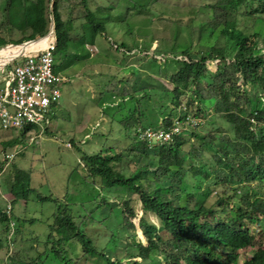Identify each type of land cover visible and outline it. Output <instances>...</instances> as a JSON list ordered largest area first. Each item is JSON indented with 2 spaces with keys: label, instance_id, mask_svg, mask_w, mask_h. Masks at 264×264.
<instances>
[{
  "label": "trees",
  "instance_id": "1",
  "mask_svg": "<svg viewBox=\"0 0 264 264\" xmlns=\"http://www.w3.org/2000/svg\"><path fill=\"white\" fill-rule=\"evenodd\" d=\"M50 2L55 32L54 61L63 69L62 61L66 57H72L71 62L88 59L90 54L85 46L94 45L97 35L106 34L111 15L90 10L87 0H80L85 14L80 24L82 32L76 37L71 35L74 21L61 18L58 0H7V22L18 30H31L13 44H23L48 32L50 19L46 14ZM209 8L210 20L204 28L210 31V36L218 31L225 39L224 46H210L198 52L184 46L151 54L152 67H161L159 58L164 63H173L174 67L168 77L172 89L163 93L166 104L162 110L166 116L152 124L135 116L141 111L131 109L119 121L125 136L132 138L127 148L109 147L80 159L85 176L93 183L97 180L102 193H118L123 206L122 225L128 232L126 245L134 251L127 253L126 247L121 257L111 260L88 236L86 224H76L68 204H64L57 206L44 241L47 254H52L54 259L66 262L64 244L77 242L84 257L97 255L105 264H264V193L259 189L264 187V105L260 104L264 102V50L258 40L260 32L254 28L255 23L264 24V0H214ZM21 10L22 16L18 14ZM248 21L252 24L246 28L242 22ZM8 44L6 37L0 35V48ZM120 47L128 49L124 43L117 49ZM210 64L215 66L213 72L208 68ZM217 102L220 109L216 112L231 126L232 134L221 127L214 129L220 133L217 135L197 131L199 124L189 129L186 137L175 135L170 141L154 145L141 136L146 128L168 129L175 121L184 122L186 117L201 122L205 118L202 107ZM55 105L51 104V110ZM179 108L183 110L181 113ZM17 142L14 139L7 144L12 146ZM13 175L9 188L12 205L34 191L25 181V171L16 170ZM163 179L167 180V186L162 185ZM252 184L259 188H252ZM121 193L136 195L142 214L151 215L157 222L155 225L143 216L139 218L138 227L145 245L135 241L131 221L135 213L129 199ZM214 194V203L207 205ZM39 199L56 200L50 196ZM102 203H106L104 196ZM14 218L0 209V223L6 224V234L9 233L7 222ZM15 230L18 231L16 227ZM109 242H114L116 248V236L110 235ZM248 248L254 249L253 254L239 261L240 251ZM10 258V264H18L13 262L15 258ZM124 259L129 263H123Z\"/></svg>",
  "mask_w": 264,
  "mask_h": 264
},
{
  "label": "rangeland",
  "instance_id": "2",
  "mask_svg": "<svg viewBox=\"0 0 264 264\" xmlns=\"http://www.w3.org/2000/svg\"><path fill=\"white\" fill-rule=\"evenodd\" d=\"M213 1L87 0L90 10L102 11L105 16L111 15V19L106 24V34L97 35L94 45L85 46L90 54L88 59L71 62L69 58L72 57H66L62 61L65 66L63 69L58 61H54L55 72L61 74L65 82L59 86L60 96L51 111L49 125L43 130L35 126L31 135L3 131L0 128V209L4 212L10 205V216L16 218L7 222L8 225L10 222L14 225L10 255L15 258L13 262L105 264L97 255L84 257L77 242L64 244V249L67 250L66 262L47 254L48 249L44 241L49 231L48 224L52 222L57 206L64 204H68L76 224H86L88 236L99 248L104 249L103 253L111 260L116 256L121 257L126 247L127 253L134 251L133 247L126 245L125 237L128 232L122 225L120 211L123 206L121 199L117 197L118 193H102L98 181L93 183L90 177L85 176L80 159L83 155L95 154L109 147L127 148L132 138L125 136L124 126L119 121L123 120L131 109L141 111L135 116H140L141 121L147 123H158L166 116V111L162 110L166 104L163 93L172 89L168 77L174 67L173 63H164L161 58V67H152L151 54L153 51L158 54L172 48L179 50L184 46H191L192 52L206 51L210 46H224L225 39L218 31L210 36V31L204 28L210 20L209 5ZM6 3L7 0H0V35L6 37L9 42L7 46H15L13 43L28 36L31 30H18L7 22ZM58 3L61 18L74 21V31L71 35H80V24L85 14L80 0H58ZM51 6L50 2L46 14L49 19ZM18 14L22 16V10ZM228 19L231 20V16ZM251 24V21L242 22L246 28L251 27ZM254 28L260 32L258 40L264 50V24L255 23ZM122 43L129 50L123 47L117 49ZM79 51L83 52L82 48ZM70 52L72 51L69 50ZM142 53L146 54L147 58ZM6 63L3 61V64ZM2 68L0 67V85L5 76L1 74ZM208 68L212 72L215 70L213 64ZM131 94L134 95L132 99L129 98ZM260 104L264 105V102ZM170 108L171 106L168 109ZM202 109L205 118L201 120L197 131H209L217 135L220 133L214 129L221 127L232 134L231 126L216 112L220 109L218 102L214 106L208 104ZM180 111L181 108L178 112ZM173 113L177 114V111ZM189 131L183 136H188ZM30 137H33V141H30ZM14 139L18 141L17 144L8 146L7 142ZM12 153L14 158L6 161L5 156ZM152 165L150 160V167ZM16 170L27 173L25 181L34 191L30 192L26 199H19L12 205L9 188ZM167 184V180L163 179L162 185ZM251 186L259 188L256 184ZM259 189L264 193V187ZM216 192L218 193V190ZM42 196H50L56 200L41 201L39 198ZM103 196L106 198L105 204L102 203ZM121 196L129 199V206L135 213V217L131 219L135 227V241L145 245V239L138 227L139 218L143 216L155 225L157 222L151 215L142 214L136 195L121 193ZM215 199L214 194L207 200V205L214 203ZM4 225L6 224L0 223V264H4L8 251V234L4 231ZM110 235L117 238L116 248L114 242H109ZM253 251L252 248L240 251L239 261L249 258ZM136 260L140 262L139 259ZM127 261L124 259L123 263H129Z\"/></svg>",
  "mask_w": 264,
  "mask_h": 264
},
{
  "label": "built area",
  "instance_id": "3",
  "mask_svg": "<svg viewBox=\"0 0 264 264\" xmlns=\"http://www.w3.org/2000/svg\"><path fill=\"white\" fill-rule=\"evenodd\" d=\"M47 33L43 37L15 45L34 43L29 52L18 54L2 66L1 74L5 76L0 85V128L3 131L22 132L27 128L25 134L31 135L34 133L35 126L43 130L49 125L51 104L56 103L59 98V86L65 82V78L53 71L54 27L49 26ZM42 39H45L44 44L39 42ZM7 67L10 68L7 69ZM199 124H201L199 120L186 117L184 122L175 121L174 125L168 129L146 128L141 136L150 144L163 143L170 141L175 135H183ZM30 141H33V137H30ZM14 156L13 153L8 154L5 160L11 161ZM10 208L8 205L7 210L4 211L8 216ZM13 226L10 222L6 238L8 251L4 257V264H10Z\"/></svg>",
  "mask_w": 264,
  "mask_h": 264
},
{
  "label": "bare ground",
  "instance_id": "4",
  "mask_svg": "<svg viewBox=\"0 0 264 264\" xmlns=\"http://www.w3.org/2000/svg\"><path fill=\"white\" fill-rule=\"evenodd\" d=\"M39 42H42L44 44L45 39H42ZM32 46L30 47H24V46H11L10 47L9 46L7 48H3L2 50H0V60L2 61V63L0 64V67L4 65L3 61L9 62L7 59L12 60L14 57H16L20 53L29 52Z\"/></svg>",
  "mask_w": 264,
  "mask_h": 264
},
{
  "label": "water",
  "instance_id": "5",
  "mask_svg": "<svg viewBox=\"0 0 264 264\" xmlns=\"http://www.w3.org/2000/svg\"><path fill=\"white\" fill-rule=\"evenodd\" d=\"M50 27H52V28L54 27V23H53V19H52V16H51V15H50ZM47 34H48V33H47ZM47 34H46V35H47Z\"/></svg>",
  "mask_w": 264,
  "mask_h": 264
},
{
  "label": "crops",
  "instance_id": "6",
  "mask_svg": "<svg viewBox=\"0 0 264 264\" xmlns=\"http://www.w3.org/2000/svg\"><path fill=\"white\" fill-rule=\"evenodd\" d=\"M61 75V74H60Z\"/></svg>",
  "mask_w": 264,
  "mask_h": 264
}]
</instances>
